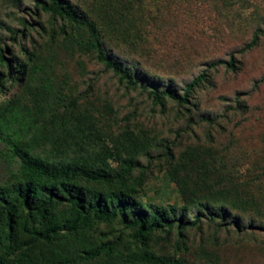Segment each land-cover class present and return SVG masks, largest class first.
Returning a JSON list of instances; mask_svg holds the SVG:
<instances>
[{
  "label": "rangeland",
  "instance_id": "374dc122",
  "mask_svg": "<svg viewBox=\"0 0 264 264\" xmlns=\"http://www.w3.org/2000/svg\"><path fill=\"white\" fill-rule=\"evenodd\" d=\"M52 3L0 0V185L21 173L27 146L56 168L113 179L79 177L88 196L123 186L146 210L202 219L147 244L120 217L94 223L57 240L50 264H264V0H62L63 15ZM206 73L187 104L152 92L184 95ZM103 244L110 255L84 258ZM34 252L0 257L43 264Z\"/></svg>",
  "mask_w": 264,
  "mask_h": 264
},
{
  "label": "trees",
  "instance_id": "16d2710c",
  "mask_svg": "<svg viewBox=\"0 0 264 264\" xmlns=\"http://www.w3.org/2000/svg\"><path fill=\"white\" fill-rule=\"evenodd\" d=\"M51 9L61 15L71 14L62 0H53ZM99 57L121 78L133 80L130 71L120 61L102 52ZM0 61L6 63L2 53ZM222 64L228 63L217 62L213 68ZM206 79L207 73L202 74L186 89L184 95L171 89L160 92L155 86L151 87L158 101L170 97L187 104L190 102V93ZM263 82L264 79L257 86ZM17 152L22 160L21 173L13 181L0 185V251L29 247L35 251L34 254L46 260L43 264H50L56 261L53 248L57 240L63 236L76 237L94 223L110 222L120 217L128 227L135 228L136 237L147 244L156 232L172 229L176 225L183 231L189 226H197L202 219L197 214L195 220L185 222L183 217L171 215L175 213V208L170 211L164 208L146 210L123 186L106 193L96 191L88 196L84 186L76 183L79 177L109 185L114 183L113 179L101 171L90 173L80 168H56L39 157H33L27 146L18 148ZM132 165V161L126 163L128 174L131 173ZM61 205L68 206V215L64 219L56 216ZM218 215L225 218L226 210H219ZM111 253L112 248L107 244L83 251L86 260ZM159 262L166 264L164 260ZM0 264H5L1 257Z\"/></svg>",
  "mask_w": 264,
  "mask_h": 264
}]
</instances>
